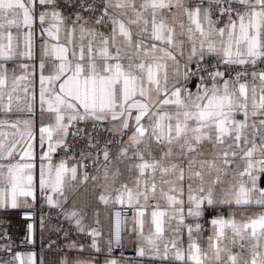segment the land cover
Returning a JSON list of instances; mask_svg holds the SVG:
<instances>
[{"label":"snow or ice","instance_id":"obj_1","mask_svg":"<svg viewBox=\"0 0 264 264\" xmlns=\"http://www.w3.org/2000/svg\"><path fill=\"white\" fill-rule=\"evenodd\" d=\"M105 17L108 35L97 30ZM36 26L42 37L55 41L42 44L38 58ZM209 56L215 63L205 62ZM14 59L29 63L9 68ZM193 78L199 80L196 92L187 86ZM0 112L27 117L0 120V127L14 130L11 137L0 132V210H22L31 221L29 201L36 200L37 183L45 203L62 208V200L89 176L79 179L76 165L69 167L63 158L54 164L53 155L72 150L69 136L97 148L102 129L120 142L115 165L112 141L102 150L99 199L107 204L115 191L121 204L126 199L142 209L156 202L147 247L138 256L175 264H264V212L241 221L215 216L206 247L195 222L222 203L264 207L258 183L264 175V0H0ZM121 164L134 177L131 187H113ZM223 184L229 187L221 198ZM65 215L80 226V212ZM137 215L143 235L145 213ZM188 217L192 223H186ZM26 229L22 243L32 244L34 224ZM0 240L8 241L0 252L10 254L0 264H36L35 253L25 260V254L12 251L2 227ZM115 243L120 246L119 222ZM91 247L100 251L95 239Z\"/></svg>","mask_w":264,"mask_h":264},{"label":"crops","instance_id":"obj_2","mask_svg":"<svg viewBox=\"0 0 264 264\" xmlns=\"http://www.w3.org/2000/svg\"><path fill=\"white\" fill-rule=\"evenodd\" d=\"M97 30L108 35L111 31V26L108 21H105L104 24L98 25ZM13 35H16L15 30H13ZM21 37L23 36V30L20 33ZM37 35H41L40 29L35 27L34 32V41H35V50L37 54V58L39 57V53L41 50L42 44H51L55 41H52L50 38L44 35L43 40H37ZM63 32H61V41H63ZM79 39L77 37V43ZM148 43L149 41H145ZM15 44V40L13 41ZM21 63H29V61L24 59H14L8 61L9 68L16 67ZM181 68L183 70V61H181ZM250 79V78H249ZM198 84H192L188 82V88L192 92H196ZM37 89H38V79H37ZM27 118L25 114H9L6 115L3 112H0V120H8L14 121L17 119H25ZM237 119H243L242 113L236 114ZM35 119L37 122V139H38V128H39V109L35 113ZM107 122H105L106 124ZM21 130H23V125L18 126ZM0 132L5 133L9 137H11L14 130L7 125L4 127H0ZM130 134V133H129ZM17 138H19V133L16 134ZM37 151L39 148L37 147ZM118 152V148L112 152V163L116 164L115 154ZM19 159V156H17ZM62 158H59L57 153L53 155V163H59ZM63 159L67 160L68 166L72 167L76 165L78 167V178L82 179L84 172L82 170L81 162L72 157H65ZM98 168L89 176V180L80 183L69 195L68 200L63 201L62 208L50 207L44 201L43 194L39 191L38 183H37V192H36V200L33 202L30 199V203L34 204V207L37 210V220H36V233L38 237L46 238L49 241L55 242L56 244H63L67 247L66 250L54 249V248H40V249H25L20 250L25 254L23 257L25 260L27 259V253H35V262L36 264H77L78 261L90 260L93 262H99V264H104L106 259H117L119 264H175L174 261H164L162 262L158 257L153 258L152 256L140 257L138 256V251L141 247H147V242L145 237L149 235V224L151 220V211L153 210V205L156 203L155 201H149V206L144 208H138L133 204H129L125 199L123 204L116 201L115 197L117 193L112 191L111 194L104 193L105 195H109V202L106 204L99 199V195L103 192V189L100 185L103 184L102 178V169L104 164L106 163L103 160V155L97 161ZM122 171V175L118 178L117 182L114 184V188H119L121 183H128L129 186H132L131 181L134 179L131 173L124 171V166L119 165ZM98 169L100 172L98 173ZM115 170V169H113ZM99 175L101 178L98 181L91 180L92 176ZM227 179H231V177H227ZM38 182V175H37ZM259 186L264 188V175H261L260 181L258 182ZM185 201H187V179L185 180ZM229 187L228 184H223L219 186L218 192H220L221 198L223 197L221 190H226ZM67 194V193H66ZM143 204V202H141ZM113 206H121L126 209V213L123 217V239L124 246L126 249L125 256L123 257H115L108 252L109 248V227H110V209ZM49 209H56L60 211L64 220L80 230L83 228L85 232L91 233L95 230L98 233L97 236L93 237L91 234V240L88 243H77L74 238L65 233L61 228L57 225L48 222L46 220V212ZM80 212V216L78 217L81 220L80 226H77L74 219L68 218L65 213L71 211ZM143 210L145 213V227L143 235L138 226V212ZM187 208L185 207V212ZM18 210H0V221H3V224H0V227L4 228L9 232L16 225V215ZM264 212V207L259 205L250 204V205H236L234 202L232 204H220L215 208H209L202 217L196 220V223H199L202 227L200 230V240L202 247H206L207 239L209 236L213 234V225L211 224V220L215 216H224V217H234L237 221H241L251 216H257L260 213ZM41 217H43V223L41 224ZM193 218L188 217L186 219V223H192ZM205 226L207 229L205 230ZM154 230V229H153ZM93 239L96 241L97 248L100 251H97L96 248H92ZM181 239L183 241V247L187 248L189 243L188 235L186 230L183 231ZM75 245V246H73ZM233 251H238L237 248H234Z\"/></svg>","mask_w":264,"mask_h":264},{"label":"built area","instance_id":"obj_3","mask_svg":"<svg viewBox=\"0 0 264 264\" xmlns=\"http://www.w3.org/2000/svg\"><path fill=\"white\" fill-rule=\"evenodd\" d=\"M97 2H99V0H97ZM98 15L99 13H96L92 16L93 21ZM105 21H107L106 17H105ZM36 27L39 28V26H36ZM43 38L44 36L42 37L41 35H37V40H43ZM205 62L209 64L215 63V57L213 56L206 57ZM192 67L193 69L195 68L194 63ZM236 70H239V69H236ZM251 70H258V69H250V71ZM231 75L232 76L235 75V70L231 72ZM189 83L199 84V80L196 78H193V80L189 81ZM78 127L84 128L85 124L81 123L78 125ZM87 128L89 130L91 129L90 123L87 125ZM97 132H99L97 148H89L87 147L88 142L86 140L84 139L77 140L69 136L68 143L72 145V150L70 151L60 150L57 152L58 157L59 158L72 157V158L78 159L81 162L82 170L84 174L86 173L88 176H90L98 168L96 157L98 154H99V158L102 156V150L105 144L107 143V141L108 140L112 141V144L109 145L111 153L114 152L118 148L119 142H120L119 136L112 135L108 132L103 131L102 129H97ZM93 135H95V133H93ZM123 139L126 140L127 135H125ZM81 152H84L85 156H81ZM89 152L91 153V156H87V153ZM31 211L33 212V217L31 221H26L23 218L24 212L22 210H18L17 212L16 225L8 232V235L11 237L12 251L18 252L20 250H25V249H40V248H54V249L66 250L67 247L63 244H56L55 242L49 241L46 238L37 236V233H36L37 210L35 208H32ZM125 213H126V209L121 206H113L110 209L109 242L111 241V247H112V252L110 254L115 257H123L125 256V253H126V249L124 246V239H123V217ZM46 220L48 222H51L57 225L65 233L71 235L77 243H88L91 240V235L89 233L85 231H80L74 226L68 224L62 217L60 211L56 209L47 210ZM118 222H119V227H120V246H116V243H115V232H116ZM27 223L34 224L35 242L32 244L22 243L25 235L27 234V229H26ZM206 229L207 227L205 226V230ZM6 242L8 241L0 240V246H2ZM9 255L10 254H5L3 252H0V258L2 259H8Z\"/></svg>","mask_w":264,"mask_h":264}]
</instances>
